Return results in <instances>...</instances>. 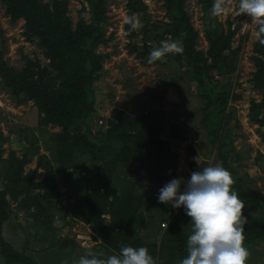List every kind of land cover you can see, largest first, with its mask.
Listing matches in <instances>:
<instances>
[{"label": "rangeland", "instance_id": "1", "mask_svg": "<svg viewBox=\"0 0 264 264\" xmlns=\"http://www.w3.org/2000/svg\"><path fill=\"white\" fill-rule=\"evenodd\" d=\"M131 1L108 0L106 36L109 41L98 48V52L107 57L103 62L104 71L94 84L97 112L89 125L94 135L109 148L105 162L74 144L73 137L67 143L60 142L55 135L62 133V127L43 123L44 113L40 114L35 101H22L13 96L0 79V189L7 191L10 212L3 233L35 264H77L88 249L98 256L102 253L99 258L117 254L101 243L102 237L88 223L89 206L95 201L93 190L99 184H103L101 191L107 192L108 200L116 205L132 195L129 204L136 222L130 229L132 239L141 237L146 242L162 245L163 237H171L166 228L174 218L179 219L176 224L185 229L183 236L187 238L191 217L184 216V206L176 209L171 204L161 203L159 191L172 179L183 177L188 180L192 172L220 164L217 151L207 141L202 125L205 100L197 93L191 70L179 62L178 54H167L161 60L148 63L150 52L160 47L161 41H175L165 31L164 23L171 19L164 0H135L137 9L132 12ZM43 2L52 3V0ZM83 5L88 6V2L68 0V11L74 22ZM237 5L238 0H232L225 16L211 18L225 30L228 20L237 28L232 41L233 52H227L235 63L231 71L233 95L226 117L233 128L229 159L236 173V183L246 182L264 202V124L251 117L252 107L264 97L261 82L255 80L256 58H263V54L255 48L257 26L251 23L247 14L236 13ZM6 8L0 0V52L5 61L23 69L28 60H36L42 67H48L49 76L54 77L56 71L49 65L45 48L38 40L26 38L25 20L12 22ZM184 8L199 33L197 48L206 52L209 47L206 24L210 14L199 0H186ZM133 15L143 27L134 31L137 36L130 38L125 20ZM153 24L161 25L157 33L162 37H144L145 27ZM131 41L137 46L134 53L128 50ZM219 74L212 70V76L207 80V92L219 90ZM114 110H122L126 115L125 128L133 131L137 130L132 126L139 115L151 110L163 111L165 117L160 138L164 145L154 149L150 159L142 158L130 166L118 162L116 150L120 144L109 143L103 133L110 127L108 119L118 120L113 115ZM85 127L82 125L83 131ZM11 153L16 160L10 157ZM197 156H200V164L194 159ZM8 166L12 168L10 177L6 172ZM18 178L21 181L17 184L12 182ZM185 187L181 185V191ZM248 209L253 212L252 208ZM102 216L105 223L116 230L112 214L104 212ZM162 221L167 227H163ZM148 222H153L152 226L147 225ZM245 247L250 252L247 264H264V239L245 244ZM166 252L164 258L158 259V264H179L186 256L183 250L179 254L178 248H168ZM0 264H7L1 248Z\"/></svg>", "mask_w": 264, "mask_h": 264}, {"label": "trees", "instance_id": "2", "mask_svg": "<svg viewBox=\"0 0 264 264\" xmlns=\"http://www.w3.org/2000/svg\"><path fill=\"white\" fill-rule=\"evenodd\" d=\"M86 1L88 6L83 5L78 10V19L74 22L68 11V0H52V3H46L43 0H3L12 22L19 19L25 20L24 34L26 38L30 41L38 40L45 48V53L50 59L49 65L56 71V75L50 77L49 68L42 67L36 60H28L23 69L11 66L5 61L1 51L0 79L3 87L10 90L13 96L20 97L22 101L28 99L35 101L40 114L44 113L41 118L43 123L57 124L62 127V133L55 135L59 137L60 142L67 143L73 137L74 144L81 146L93 158L105 162L110 153L107 152L109 148L100 137L94 135L89 123L97 112L94 84L104 71L103 62L107 57V54L99 53L98 48L109 41L106 36L109 23L108 0ZM185 1L164 0V7L171 19V22L164 23L165 31L175 41H182L184 51L182 54H178L177 58L191 70V76L197 84V93L205 100L201 121L206 130L207 141L217 151L219 163L229 170L234 180L236 173L232 169L229 159L233 128L229 126L226 117L233 95L231 71L232 68L234 69L235 63L232 55L227 52L232 51V41L237 28L233 27L230 20H228L229 24L226 30L222 24L213 23L211 10L214 0H199L203 3L205 11L210 14V20L206 24V35L209 40L208 50L204 52L198 49L199 33L184 8ZM136 9L135 0H132L131 12ZM160 26L147 25L143 32L144 37L153 39L162 37L163 35L157 33ZM237 27L239 28L240 25ZM127 29H130L129 25H127ZM129 36L134 38L137 33L130 31ZM144 47H147V44H144ZM255 48L257 52L263 54V58H256L258 70L255 80L261 82L264 89V46H261L257 41ZM128 50L130 53L136 52V44L132 41L129 42ZM212 70L220 73L221 84L218 91L207 92V80L212 76ZM252 108L251 117L260 124H264V97ZM121 111H113L117 121L107 120L110 127L103 130L104 139L109 143L120 144L116 150L118 162L130 166L142 158L150 159V153L165 143L160 138L165 113L161 110H151L139 115L134 120L136 123L132 126L137 130L133 131L125 128L126 115ZM84 124L86 125L85 131L82 130ZM10 157L16 160L14 153H11ZM11 169L9 166L6 168L9 177ZM19 181L21 178L12 180L16 184ZM232 187L245 204L243 215L247 217V223L244 225V244L264 239V202L261 201L258 193L249 188L246 182L237 184L234 180ZM101 189H104L103 184L94 187L95 201L89 206L88 223L102 237L101 243L106 248L119 254L121 244L137 248L146 247L156 260V264H158V259L165 257L168 248H178L179 254H181V250L187 254V238L183 236L185 229L176 224V221H179L178 218L170 220L168 227L166 226L167 233L171 237H163L161 243L164 244L162 245L156 242H146L141 237L132 239L129 236L130 229L136 223L134 221L135 213L129 204L132 201V195L123 199L122 204L116 205L108 200V193H103ZM6 195L7 191L0 189L1 251L7 264H35L30 256L16 249L13 243L4 236V224L10 216L9 201ZM36 197L38 198L37 195ZM248 208H252L253 212H250L251 210ZM104 212L112 214L116 230L105 223V217L102 216ZM183 214L185 217L187 216L186 211ZM152 223L148 222L147 225L152 226Z\"/></svg>", "mask_w": 264, "mask_h": 264}, {"label": "clouds", "instance_id": "3", "mask_svg": "<svg viewBox=\"0 0 264 264\" xmlns=\"http://www.w3.org/2000/svg\"><path fill=\"white\" fill-rule=\"evenodd\" d=\"M232 0H214L211 15L222 18L231 8ZM236 13L247 14L257 26L258 42L264 46V0H238ZM130 31L143 27L134 15L126 18ZM182 41H161L148 57V63L161 60L167 54H182ZM200 164V156L194 157ZM234 180L222 164L203 167L183 177L172 179L159 191L161 203L179 209L184 206L191 217L190 231L186 240V256L179 264H247L250 252L245 247L247 217L239 194L233 190ZM181 185L186 187L181 191ZM103 254L100 253L99 256ZM91 249L81 255L77 264H156L146 247L121 244L119 254L99 258Z\"/></svg>", "mask_w": 264, "mask_h": 264}, {"label": "built area", "instance_id": "4", "mask_svg": "<svg viewBox=\"0 0 264 264\" xmlns=\"http://www.w3.org/2000/svg\"><path fill=\"white\" fill-rule=\"evenodd\" d=\"M100 122L102 123V120ZM162 225H163V227H166L167 223L163 222Z\"/></svg>", "mask_w": 264, "mask_h": 264}]
</instances>
